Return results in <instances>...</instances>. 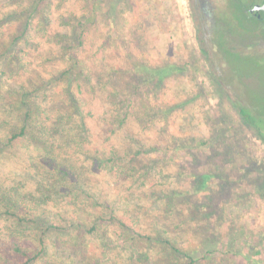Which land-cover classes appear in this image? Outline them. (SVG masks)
Wrapping results in <instances>:
<instances>
[{
    "label": "rangeland",
    "instance_id": "374dc122",
    "mask_svg": "<svg viewBox=\"0 0 264 264\" xmlns=\"http://www.w3.org/2000/svg\"><path fill=\"white\" fill-rule=\"evenodd\" d=\"M31 1L0 0V14L19 11ZM92 4L91 0L47 1L43 6L49 16L46 34L38 31L42 17L31 19L34 33L25 45L31 80L39 79L40 72L63 67L61 60L48 61L52 53H60L55 36L70 35L68 41H72L77 23L64 22L74 16L84 20ZM95 7L98 22H90L77 52L96 89L85 84L81 92L75 87L86 104L89 138L84 148L101 155L118 152L124 156L128 149L127 153H135L140 147L144 152L135 159L143 174L137 181L116 180L82 157L77 164L85 167L90 189L116 207L129 226L138 221V227L150 231L155 223L162 225L170 237L185 244L194 259H201L199 264H264V126L259 121V125H247L240 114L246 109L264 115V59L226 53L239 79L231 82L226 74L220 77L217 67L224 64L198 45L188 0H101ZM115 14L118 19L114 21ZM257 24L252 21L251 27L256 30ZM24 25L11 23L4 29L5 38ZM142 65L166 70L164 86L148 83V78L144 82L143 69L135 72ZM11 75L9 67L3 80L12 89L18 88L20 79ZM116 89L122 93L118 98ZM130 97L131 104L127 102ZM121 110H130L134 116L116 128ZM144 113L148 128L139 122ZM11 121L14 124L16 119ZM28 144L11 148L0 158L5 161L0 168L9 183L27 181L29 190L35 191L38 177L23 147ZM154 147L162 149L149 151ZM147 168H151L149 175L144 174ZM205 175L211 176L205 178L206 183L202 181ZM202 182L206 191L195 194ZM196 207L210 215L199 219L193 212ZM106 231L108 238H118L113 227ZM100 237L88 238L90 250L99 245ZM216 245L212 257L205 258L206 248ZM146 257L148 261L142 262ZM110 261L172 264L174 258L162 246L143 242L132 250L118 241Z\"/></svg>",
    "mask_w": 264,
    "mask_h": 264
},
{
    "label": "trees",
    "instance_id": "16d2710c",
    "mask_svg": "<svg viewBox=\"0 0 264 264\" xmlns=\"http://www.w3.org/2000/svg\"><path fill=\"white\" fill-rule=\"evenodd\" d=\"M47 1L32 0L19 11L8 10L4 15L0 14V41L3 43L0 46V80L4 79L9 67L12 71L10 78L20 79L18 88L7 86L6 80L0 85V158H5L16 145L28 142L23 147L28 150L29 167L38 177L33 191L29 190L27 181L9 183L4 169L0 168V264H113L110 255L118 241L132 250L143 242L162 246L173 256L172 264L183 261L184 264H199L201 259H194L185 244L170 237L162 225L155 223L150 231L138 227V221L129 226L118 215L116 207L90 189L85 179V167L77 164L82 157L90 161L92 167L106 171L116 180L131 178L137 181V178H143V174L139 173L135 159L144 150L140 147L135 153H127L128 149L126 155L120 156L118 152L91 154L84 148L89 138L87 114L83 109L86 104L75 92V87L81 91L85 84H89L92 91L96 89L77 52L84 45L90 22H98L95 6L101 0H91L90 15L84 18L85 21L74 16L64 22L65 25L71 21L77 23L73 26V34L71 32L72 41H68L70 35L55 36L60 53H52L48 61L53 64L57 59L61 60L63 67L59 71L51 68L45 71L47 75L40 72L39 79L31 80L25 45L33 37L31 19L37 15L42 17L38 31L48 32L45 21L48 22L49 16L43 12ZM112 18L117 20V14ZM14 22L25 25L5 38L4 29ZM140 69L144 72V82L148 78V83L164 86L166 70H163L164 74L142 65L141 68L137 66L135 72L138 74ZM115 95L118 98L122 93L116 89ZM127 102L131 104V97ZM53 104L58 105L53 109ZM240 114L247 125H259V121L264 126V115L250 114L246 109H241ZM131 115L134 113L130 110L119 111L114 122L116 128H122ZM145 116L148 115L139 116V122L144 126L149 120ZM14 118L16 122L12 124ZM161 149L154 147L149 151ZM2 160L0 167L5 166ZM150 169L147 168L144 174L149 175ZM207 176L211 178L210 175L203 176L204 183ZM203 182L195 187V194L206 191ZM174 197L179 199V193ZM194 211L199 219L210 215L201 213L199 207ZM111 227L118 237L116 240L107 237L106 230ZM100 235L99 245L90 250L88 238ZM216 250L217 245L214 249L206 248L204 257L211 258ZM73 254H78V258L75 259ZM146 261L147 257L142 262Z\"/></svg>",
    "mask_w": 264,
    "mask_h": 264
},
{
    "label": "flooded vegetation",
    "instance_id": "af4514ba",
    "mask_svg": "<svg viewBox=\"0 0 264 264\" xmlns=\"http://www.w3.org/2000/svg\"><path fill=\"white\" fill-rule=\"evenodd\" d=\"M188 1L198 45L226 66H222L224 70L217 67L220 77L227 75L231 82L239 79L226 60L228 54H253L264 59V0ZM252 21L258 23L256 30ZM227 78H223L225 82Z\"/></svg>",
    "mask_w": 264,
    "mask_h": 264
},
{
    "label": "water",
    "instance_id": "95a60500",
    "mask_svg": "<svg viewBox=\"0 0 264 264\" xmlns=\"http://www.w3.org/2000/svg\"><path fill=\"white\" fill-rule=\"evenodd\" d=\"M263 19H264V15H263Z\"/></svg>",
    "mask_w": 264,
    "mask_h": 264
}]
</instances>
